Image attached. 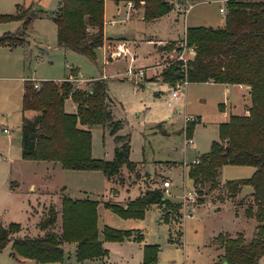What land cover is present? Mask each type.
<instances>
[{
	"label": "rangeland",
	"instance_id": "obj_1",
	"mask_svg": "<svg viewBox=\"0 0 264 264\" xmlns=\"http://www.w3.org/2000/svg\"><path fill=\"white\" fill-rule=\"evenodd\" d=\"M31 1L36 7L51 12L61 0H0V13L14 12L15 2L25 5ZM225 2L195 1L185 18L183 13L179 15L178 24L222 27L226 11L221 12L219 8L225 7ZM132 6L140 8L133 3ZM117 8L111 1L106 4V20L113 23L105 24L106 36L123 35L124 30L138 36L143 31V22L119 23L120 14L113 13ZM17 25L15 21L0 23V35L14 31ZM128 25L132 27L127 28ZM180 35L174 40L176 48L164 52L161 60L151 44L141 42L134 48L135 60L129 62V55L124 57L123 42L120 41L110 46L107 54V58L114 56L116 59H107L99 47L95 59L91 60L57 45L54 22L49 18L36 17L24 46L6 48L0 45V65H5L0 66V76H4L0 79V225L9 222L20 224V230L13 233V237L43 236L50 231L59 236L62 198L96 200L98 236L107 250L104 257L79 261L75 256V243L64 241L61 261L39 263L29 258L13 257L8 243L0 251V264H144V244H156L158 248L155 262L149 264H223L218 234L227 233L233 237L236 232H241L245 236L253 235L256 220L244 213V208L251 201L244 189L251 187L245 185L239 192L231 194L225 182L249 177L254 167L220 166L218 186L212 191L204 186L203 195L196 193L197 186H193L187 176L190 165L209 150L212 141L218 140V123L227 120L230 114H244L250 105V97L244 92L245 87L237 84L186 82L178 98L170 99L174 86L162 81L158 73L161 65L177 56L188 58V46ZM130 67H142L144 75L129 77L126 71ZM74 72V77L78 78V81L74 77L71 79L75 87H81L94 78L106 79L113 119L121 121L116 133L128 137V158L134 162L132 169L122 165L116 175L108 178L99 170L66 169L54 161L21 158V77L38 83L41 79L68 78ZM222 102L226 103L225 111L219 108ZM73 104L71 98H66L64 110L73 112ZM33 115L34 112L27 113L28 117ZM186 116L195 117L188 136V123H184ZM2 127L7 128L8 138L2 134ZM89 129L91 156L112 159L119 141L109 134L108 126L97 124ZM187 138L192 140V145L186 144ZM164 180L169 181L168 188H163ZM154 187L160 188L166 197L180 205L178 213L167 223L160 219V210L155 204L146 207L141 218L122 217L105 206V203H111L124 208L127 202ZM7 190H12L11 194H7ZM187 191L192 192V197H183ZM49 209L54 211V221L42 224L48 218ZM232 214L236 218L231 222ZM104 225L119 230L135 229L142 238L140 241L132 238L104 240L101 234ZM256 264H264V255Z\"/></svg>",
	"mask_w": 264,
	"mask_h": 264
},
{
	"label": "trees",
	"instance_id": "obj_2",
	"mask_svg": "<svg viewBox=\"0 0 264 264\" xmlns=\"http://www.w3.org/2000/svg\"><path fill=\"white\" fill-rule=\"evenodd\" d=\"M115 3L130 1L140 6L144 20H151L168 13L173 3L167 0H112ZM191 2L201 0H188ZM226 13L222 27L191 26L185 29L184 43L193 50L185 62L174 59L160 69L159 78L174 86L177 82H213L237 84L248 87L250 105L244 114H230L218 123V140L211 142L207 152L198 156L188 169L187 176L197 186L196 193L204 194L218 186V169L224 164L249 165L252 174L243 179L225 182L227 190L234 194L245 185L250 186V204L244 208L245 216L254 218L256 224L252 236L236 232L218 234L221 242L223 264H256L264 255V0H226ZM104 0H61L49 13L56 28L57 45L95 59L96 50L103 44ZM47 15L35 7L33 1L17 3L12 13H0V23L18 21L14 31L0 35V45L14 47L27 43V33L36 17ZM175 41L159 45V51L175 49ZM71 70V69H70ZM74 73L60 82L40 80L23 81L20 123V156L22 159L58 162L62 168L99 170L106 177L118 173L125 165L132 169L129 160V143L126 134L116 132L120 120H114L104 77L75 87L71 81ZM71 98L75 110L66 112L64 100ZM222 110V109H221ZM28 112H34L28 117ZM188 123V124H187ZM195 119L186 122V135ZM108 126L109 134L119 141L112 159L91 156L92 125ZM201 200V199H200ZM157 205L160 219L167 223L178 213L179 203L172 202L160 188L146 189L140 196L127 202L124 208L105 203L122 217L141 218L149 205ZM96 200L61 199V234L50 231L43 236L28 237L12 234L20 230V224L9 222L0 225V251L10 243V254L33 259L35 262H58L62 259V243H75L77 260L95 259L107 255L99 239L96 226ZM54 221V211L42 224ZM104 240L120 241L132 238L140 241L142 235L135 229L119 230L104 225ZM172 240V239H170ZM143 263H154L156 244L142 246Z\"/></svg>",
	"mask_w": 264,
	"mask_h": 264
},
{
	"label": "crops",
	"instance_id": "obj_3",
	"mask_svg": "<svg viewBox=\"0 0 264 264\" xmlns=\"http://www.w3.org/2000/svg\"><path fill=\"white\" fill-rule=\"evenodd\" d=\"M108 1L113 2L112 0H104V11H103V44L101 46L103 52H105V57L107 58V54L109 53V47H113V44L120 42H123V54L124 57H126V55H129V62H133L136 58V54L134 52V48H136L137 45H139V43L143 42L145 44H151L154 48V50L157 52L158 57L160 58V60L162 59V56H164V52L166 53V51H159L158 50V46L162 45V43L164 41H174L177 39V36H183L184 37V33H185V29L188 27L187 25H185V23L183 22L181 26H179L178 24V19H179V15L181 13H183V17L185 18L186 13L188 12V10L193 6V2H192V6L187 9L185 12L181 11L178 12L176 11L175 6L173 5V10L169 11L168 13L159 16L157 18L151 19V20H144L143 19V15H142V9L138 8V9H134L132 6V3L130 1H121L118 3H115V6H117V10L113 11L119 13V18L117 19V21L119 23H124L126 24L127 22H131V24H133V22H139L138 20H141L143 23V28L141 32H139L138 36H134L132 33H129L128 30H124V34L123 35H116V36H106L105 33V24L109 23V24H113L111 23L112 20H106V4ZM177 1V0H176ZM206 0H201V1H196V2H204ZM60 2V1H59ZM59 2L57 3V5L59 4ZM18 2H15L14 4L16 5ZM183 3V1H182ZM29 4V3H28ZM27 5V4H25ZM36 7V6H35ZM57 7V6H56ZM38 8V7H36ZM41 9V8H38ZM43 10V9H41ZM47 15L41 16V17H37V18H49L51 19L49 13L46 10H44ZM53 11V10H52ZM51 11V12H52ZM173 11H175L176 13H174ZM183 18V19H184ZM52 20V19H51ZM111 21V22H110ZM114 21V20H113ZM184 21V20H183ZM18 25L19 22L15 21ZM141 24V27H142ZM17 25V26H18ZM55 25V24H54ZM132 27V25H128L127 28ZM150 27L151 29L148 30L147 28ZM6 31V30H5ZM28 41V40H27ZM134 44V45H133ZM4 47H8L6 45H2ZM19 46V45H17ZM16 47V46H14ZM10 48V47H8ZM158 58V60H159ZM109 59V58H107ZM111 59H116L114 56ZM109 59V60H111ZM0 66H5L3 65V63ZM162 67V65L160 66V68ZM4 76H0V79H4ZM76 79V81H78L76 77H74V80ZM21 80H25L24 77H21ZM41 80H52V79H41ZM63 80V79H61ZM59 80H52L55 82H59L61 81ZM73 80V78H72ZM213 83V82H211ZM185 85V84H184ZM227 85V84H225ZM77 86V85H76ZM78 87V86H77ZM82 87V86H81ZM22 94H23V85H22V92H21V98H22ZM225 104L224 102L219 103V108L222 109V111H225ZM75 105L73 104V107ZM20 110H21V105H20ZM75 110V108H74ZM21 112V111H20ZM22 116V113H21ZM21 123V122H20ZM2 134H5V136L8 138L9 137V132L7 130V128L2 127L1 128ZM20 147V146H19ZM2 159H5L3 155H1ZM30 186H34L33 184H30ZM168 188V187H167ZM244 188V186H243ZM242 188V189H243ZM10 189V188H9ZM246 193H249L251 191V189L247 188L244 189ZM10 191V192H9ZM12 190H7V194H11ZM228 209V208H226ZM182 211L184 212V208H182ZM236 216L234 214L230 215V221H235Z\"/></svg>",
	"mask_w": 264,
	"mask_h": 264
},
{
	"label": "built area",
	"instance_id": "obj_4",
	"mask_svg": "<svg viewBox=\"0 0 264 264\" xmlns=\"http://www.w3.org/2000/svg\"><path fill=\"white\" fill-rule=\"evenodd\" d=\"M182 1H183V3H182ZM174 6L176 8V11H178V12H181V11L185 12L187 9H189L192 6V2L191 1H188V0H177L175 2ZM219 11H221V12L226 11L225 10V7H220L219 8ZM188 53H189V55L193 54V50L191 48H188ZM177 59L182 60L183 62L186 61V59H184L182 57V55L177 56ZM126 73L128 74L129 77H131L132 75L134 77L135 76L136 77H140L141 75H144V69L142 67H138V68L130 67V68L127 69ZM184 84H185V82H177L174 85V87H173V89L171 91V94H170V99H177L178 98V96L181 93V89L183 88V85ZM34 86H37V83H35ZM167 104L170 105V100L167 101ZM192 119H195V117H188V116H186V117H184V123H186L187 121L192 120ZM192 143H193L192 140L189 139V138H187L186 144L192 145ZM169 185L170 184H169V181L168 180H164L162 182L163 188H167V187H169ZM183 197L184 198H186V197H188V198L189 197H192V192L191 191H187ZM183 208H185V204H184V207ZM185 215L187 216L188 214L185 213Z\"/></svg>",
	"mask_w": 264,
	"mask_h": 264
},
{
	"label": "water",
	"instance_id": "obj_5",
	"mask_svg": "<svg viewBox=\"0 0 264 264\" xmlns=\"http://www.w3.org/2000/svg\"><path fill=\"white\" fill-rule=\"evenodd\" d=\"M247 91H248V87L245 88L244 92L247 93Z\"/></svg>",
	"mask_w": 264,
	"mask_h": 264
}]
</instances>
